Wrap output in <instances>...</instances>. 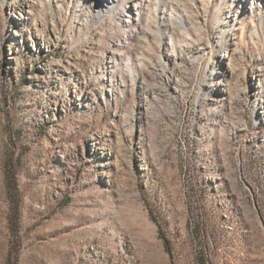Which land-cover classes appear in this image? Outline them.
<instances>
[{"label": "rangeland", "instance_id": "rangeland-1", "mask_svg": "<svg viewBox=\"0 0 264 264\" xmlns=\"http://www.w3.org/2000/svg\"><path fill=\"white\" fill-rule=\"evenodd\" d=\"M99 1L0 0V264H264V0Z\"/></svg>", "mask_w": 264, "mask_h": 264}, {"label": "trees", "instance_id": "trees-1", "mask_svg": "<svg viewBox=\"0 0 264 264\" xmlns=\"http://www.w3.org/2000/svg\"><path fill=\"white\" fill-rule=\"evenodd\" d=\"M12 170V171H10ZM6 175V187L7 192L9 196H12L13 193L18 192V186H17V177H16V170L14 167H11V169H7L5 172Z\"/></svg>", "mask_w": 264, "mask_h": 264}, {"label": "bare ground", "instance_id": "bare-ground-1", "mask_svg": "<svg viewBox=\"0 0 264 264\" xmlns=\"http://www.w3.org/2000/svg\"><path fill=\"white\" fill-rule=\"evenodd\" d=\"M252 1V0H251ZM94 2L96 3V5L99 7V8H102V5L104 4V3H100V1L99 0H94ZM114 2H115V0H110V1H106L105 0V3H106V5H111V4H114ZM249 2H250V0L248 1H246V7L248 6V4H249ZM104 6V5H103Z\"/></svg>", "mask_w": 264, "mask_h": 264}]
</instances>
